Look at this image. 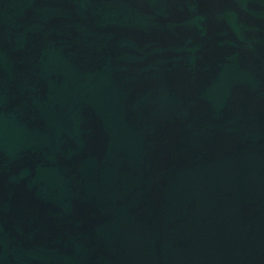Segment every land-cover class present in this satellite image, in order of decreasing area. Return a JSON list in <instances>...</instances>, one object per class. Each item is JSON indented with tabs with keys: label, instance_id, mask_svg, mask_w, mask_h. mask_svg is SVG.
Segmentation results:
<instances>
[{
	"label": "water",
	"instance_id": "obj_1",
	"mask_svg": "<svg viewBox=\"0 0 264 264\" xmlns=\"http://www.w3.org/2000/svg\"><path fill=\"white\" fill-rule=\"evenodd\" d=\"M0 264H264V0H0Z\"/></svg>",
	"mask_w": 264,
	"mask_h": 264
}]
</instances>
